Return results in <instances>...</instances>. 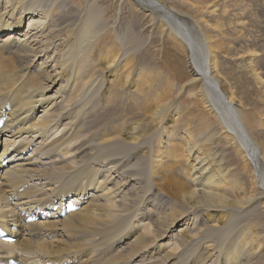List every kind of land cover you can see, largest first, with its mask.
<instances>
[{
    "label": "bare ground",
    "instance_id": "6f19581e",
    "mask_svg": "<svg viewBox=\"0 0 264 264\" xmlns=\"http://www.w3.org/2000/svg\"><path fill=\"white\" fill-rule=\"evenodd\" d=\"M70 1L0 0V159L23 136L13 150L20 164L0 161V264H264V110L232 80L228 97L219 92L210 70L225 73V60L242 58L233 64L239 74L264 84L257 52L223 49V38L237 48L248 41L236 0H192L204 3L191 11L122 0L161 28L169 56L186 49L185 70L178 57L163 69L131 63L120 39L106 35L100 8ZM25 12L46 23L27 24ZM49 37L57 52L43 58ZM97 84L104 94L87 120L94 110L83 97ZM91 124L94 144L82 134ZM94 150L109 170L101 159L90 166ZM152 191L175 209L139 216ZM142 220L149 224L139 229Z\"/></svg>",
    "mask_w": 264,
    "mask_h": 264
},
{
    "label": "rangeland",
    "instance_id": "374dc122",
    "mask_svg": "<svg viewBox=\"0 0 264 264\" xmlns=\"http://www.w3.org/2000/svg\"><path fill=\"white\" fill-rule=\"evenodd\" d=\"M2 1L4 3L7 0H2ZM92 1L96 4L98 8H100L102 19H104L107 23L106 35L111 36L113 38L115 37V38L120 39V42H119L120 47L123 51H125L128 54L129 56L128 59L131 63L132 62L133 63H136V62L146 63L147 66L149 67L157 65L163 69L164 61H167V60L173 61L175 57H178L179 60L181 61V67H183V69L185 70L184 66L185 64L188 65V62H189V53H187L186 49L183 48L181 52H175L176 53L175 57L169 56L167 54V50L171 47L170 45H168V44H171V41L169 40L168 41L169 43H166L167 37L163 35L162 30L159 26H156V27L149 26L151 22L150 18H148L145 14H143L144 13L143 11L130 10L128 7L127 1L122 2V0H120L119 3L116 2L115 0H113V2H111L110 0H107V1L104 0L105 2L102 0H92ZM159 1H161L164 4L167 3L168 5L175 6L178 8H180V6L184 4L187 6L189 11H191L192 5L201 6L204 3V2L194 3L192 0H159ZM76 2L77 0L70 1L68 4V7L70 5L76 7ZM42 3L48 7H51V6L60 7L64 4L63 0H42ZM236 4H237L236 13L238 11V12H241V14L235 15L234 20L235 21L243 20L246 22L244 26L249 33V35L247 36L248 41L246 42V45L237 48L235 47V45L231 46L227 42V40L223 38V42H224L223 49L229 52V54H233V55L238 53L239 50H244V49H248L249 51H252L255 53L257 52V57L255 61L257 60L256 63L262 62L261 66L263 69L261 70V75H262V78L264 79V53H263L264 44L262 42H258V43L255 42L257 39L258 40L264 39V0H236ZM241 9H244V11H242ZM33 20L36 22H40V23H46L45 20L44 21L42 20V16H36V17L29 19L27 12H25L23 21H26L28 24L29 21L30 23H33L34 22ZM171 25L176 30L180 31V28L178 26H176L175 24H171ZM198 38H201V37H197V41L199 42ZM42 47H43L42 54L44 53L43 58L44 57L46 58L47 57L46 55H48V53L49 55L52 53L53 56H55L57 52V48H58L57 39L54 37H49L45 39ZM170 53L172 52L170 51ZM243 60L244 59L242 58H239L238 60L234 62L230 61L229 59L225 60L227 62L224 64L225 73H221V74L217 73L214 69H212V67H210V70H212L211 71L212 76L214 80L216 81L219 90L221 91V93L223 92L222 94H224L225 96L226 95L227 97L229 96L228 83L231 82L232 80L235 82L237 87H239L241 91V94H240L241 96L250 93L251 102L256 105L258 104L259 108L264 110V84L260 85L258 83H254L252 80L246 78L245 76L240 75L239 65L238 67L233 65ZM96 87L98 88V84L90 88L91 94L88 97H87L88 94L83 97V100L88 98V102H89L88 106L92 105L93 106L92 110H94V112L88 114L89 118L88 116H86L87 120H93L96 118L94 116H97L96 114L99 109L98 101L102 100V97L104 94L103 88H101L99 93L97 92L96 94L95 93V91H97ZM189 94H190L189 92L181 93V97H182L181 103L186 105L187 103L190 102V100L192 99V96ZM195 101H196V104L200 105V109H202L205 114L207 113L209 115L210 121H214L213 115L212 113H210L209 108L206 107L205 105L203 106L202 103L199 102L198 100H195ZM80 102L77 104H80ZM68 109H70V113L72 117L75 118L76 111H77L76 104L70 103L68 105ZM66 114L68 115V117L70 116L68 112ZM39 116L40 114H37L35 119L39 118ZM91 127L94 129H92ZM97 127L98 126L91 124L89 128L87 127L83 129L84 131L82 134L83 135L89 134L90 131L92 130L91 134L93 135L94 132L97 130ZM59 130H56V132L53 131L54 133L52 135L55 136V134H57L56 136H60L62 129H59ZM91 134H89V136L92 138V141H93V142L91 141V143L94 144L96 142L93 139V136H91ZM22 137L15 138V141L17 142H15L14 145L9 146L8 148L9 153L6 156L7 158L0 159L1 162H5L3 163V165L5 166L8 165L6 168H10L14 164H20V162L18 163L12 162V160H14V155H16V152H14L13 150L15 149V146H17L21 142V140L23 139ZM4 139L5 137H2L0 139V153L4 149V146H3ZM97 152H98L97 150L93 151V160L90 161L89 163L91 167L96 166L97 162H99V159H101L99 158L100 151L99 153ZM31 153L32 151H29L27 155ZM59 153H62V152H59ZM67 154H65V156L67 155L66 156L67 158L65 160L72 164L73 162L71 161L75 160V158L71 157L70 153H67ZM102 160L103 159L100 160L101 168L109 170L110 168H108L109 167L108 164H106L105 162H102ZM10 162L12 163L10 164ZM135 175L136 174L130 176L132 180L135 179ZM136 177L141 178L138 175H136ZM142 179L145 180L144 178ZM154 181L158 184L157 191H163V192L168 193L169 189L167 186L160 184L156 180ZM152 192L153 194L152 195L150 194L148 196V197L152 196L151 201H149L147 198L144 199L142 206L138 209L141 213H143V214L139 213L138 214L139 216L149 217L150 211L153 212L155 209L157 210L156 212H158V214L160 215L166 214L171 209H175V208H172V205L168 203V200L164 199L166 197L165 195L163 197V196L158 195L155 191H152ZM126 197H128V195H126ZM139 197H137L134 201L138 200ZM139 202H141V199H139ZM165 208H168V209L164 210ZM122 216L124 217V215ZM148 224H149V220H142L138 228L142 229L143 226H146ZM105 246H103L102 248H104ZM125 246L122 245V247H117V248L123 249ZM102 248H100V250H102ZM83 250H85L86 252L90 251L87 248H84ZM36 255L37 254H35V256ZM25 256L28 257L30 255H25ZM102 264H104V262Z\"/></svg>",
    "mask_w": 264,
    "mask_h": 264
},
{
    "label": "water",
    "instance_id": "95a60500",
    "mask_svg": "<svg viewBox=\"0 0 264 264\" xmlns=\"http://www.w3.org/2000/svg\"><path fill=\"white\" fill-rule=\"evenodd\" d=\"M217 90L219 91V88L217 87Z\"/></svg>",
    "mask_w": 264,
    "mask_h": 264
}]
</instances>
